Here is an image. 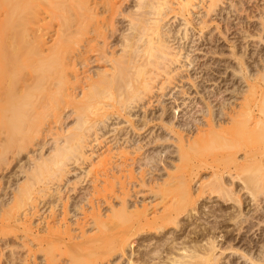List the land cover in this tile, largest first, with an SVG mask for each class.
Wrapping results in <instances>:
<instances>
[{"label": "bare ground", "instance_id": "bare-ground-1", "mask_svg": "<svg viewBox=\"0 0 264 264\" xmlns=\"http://www.w3.org/2000/svg\"><path fill=\"white\" fill-rule=\"evenodd\" d=\"M224 2L139 0L138 10L125 16L130 18L129 32L120 38L115 20L117 15L123 14L120 12L121 0H0V7L7 4L3 9L5 16H12L10 21L6 18L11 23L8 27L13 29L8 32L12 44L11 47H8L10 41L6 46L2 44L7 47L4 51L9 48L12 55V48L16 56H21L24 48L23 57L17 58L16 62L28 73L24 78L21 76L22 82L20 78L17 83L18 76L14 79L13 71H8L13 59H9L8 68L3 66L4 71L14 74L11 82L16 83H12V89H5L6 84L0 87L4 88L0 90V135L4 140L0 162L8 160L10 163L15 154H9L14 140L23 142L29 139L33 142L46 131L56 140L55 151L47 157L33 158L38 161L30 168L24 184L14 191L9 203L0 205V235L12 232L13 237L22 240L18 245L27 249V254L22 256L23 253L11 247L12 252L7 256L3 246L12 245V238L10 233L3 234L4 237L0 238L4 244H0L3 247L0 249V264L6 256V264H17V259L25 264H264L262 51L257 53L258 61H252L254 65L244 59L245 52L240 57L236 56L239 57V66L232 71L237 77L230 98L222 97L217 107L214 102L206 103L207 108L200 110L201 115L190 121H179L178 124L174 121L176 116L168 120L171 128H176L173 131L178 137L177 134H173V138L164 137L163 141L174 139L175 142L165 146V151L158 150L147 158L150 162H157L156 167L160 162L164 163L163 174L161 168H156L153 171L161 173L155 175L151 171L148 180L143 177L141 181H122L117 176L122 169L121 163L98 155V161H91L92 167H106L113 163L108 167L111 170L105 168V175L92 180V189L85 187L81 200L76 205L73 203V209L68 210V205L72 204L65 203L70 198L66 196L60 203L64 206V215L60 219L56 214L50 218L44 215L45 211L39 213L42 210L39 208L43 201L41 198L47 195L49 177L53 176L60 182L69 171L66 158L72 154L75 161L82 157L92 160L95 148H89L106 134L100 135L99 124H105L106 118L119 119L124 112L133 115L131 111L138 106L137 103L147 97L154 100L156 91L168 88L177 78L176 74L189 69L188 65L194 60L185 52L189 60L183 63L184 47L183 43L175 46L177 37L179 40L190 39L191 29L203 37L211 25H215L217 32L225 33L216 20ZM246 2L250 5L248 13V8H240L239 11L236 7L233 11L238 10L241 14L245 11L248 18L259 23L255 22L260 25L256 36L264 43V0ZM230 3L232 7L236 5L233 0ZM177 21L181 25L177 33H181L175 37L173 24ZM7 22L1 24L7 26L10 24ZM233 27L228 23L224 29L229 32ZM253 35L249 33L246 37ZM118 40L123 48L121 54L113 48ZM2 49L3 56L5 52ZM95 64L103 69H93ZM3 70L1 68L0 74ZM11 77L13 75L8 78ZM158 95L160 99L161 95ZM73 104L79 115L74 132L60 130L58 123L63 119L60 110ZM161 116L164 117L163 114ZM49 117L55 119L57 125L51 124L44 129ZM124 118L127 123L132 122L128 117ZM114 124L120 123L116 121ZM118 128L114 127L112 131ZM203 134L205 139L200 137ZM201 139L216 145L218 154L209 165L211 179L197 181L199 187L195 189L193 182L202 172L203 161L192 160L189 167L181 163L187 158L186 152L198 149L197 142ZM84 173L87 174L88 170L85 169ZM71 182L74 184L71 189L78 190V184L85 182V178L80 176ZM205 194H209L208 198L211 195L218 197L220 204L200 202ZM71 213L73 216H69ZM81 215L82 221L79 220ZM185 215L190 221H183L184 224L182 219ZM69 217L75 218L71 221ZM227 224H232V227ZM20 234L23 235L20 237ZM248 234L255 236L248 239ZM73 246H76L75 250L81 246L90 249L83 254L80 249L76 251L81 255H74L72 250V255Z\"/></svg>", "mask_w": 264, "mask_h": 264}, {"label": "rangeland", "instance_id": "rangeland-1", "mask_svg": "<svg viewBox=\"0 0 264 264\" xmlns=\"http://www.w3.org/2000/svg\"><path fill=\"white\" fill-rule=\"evenodd\" d=\"M8 1L6 0V2H8ZM127 1L121 0L122 6L120 9H122V10H120V12L122 11L123 14L120 13L119 15H117L116 20H115L116 26H118L117 27L118 28L117 34L121 33L119 35V37L121 36L120 38H122L123 33L129 32L128 28L130 25V23H129L130 18H127L128 14L130 12L132 13V11L135 12V10H138V8H136L138 6H136V5L139 2V0H129L128 2ZM224 1L225 2L220 5L221 6L219 8L220 12L218 11L219 14L217 15V17L216 16L215 17L217 18L216 20H218V22L221 25L220 29L223 28L222 31H223V33L224 32L225 33L221 34L220 32H217L218 29L214 28L215 25H211L212 27L210 26L209 29L207 28L208 30L207 29L205 30L203 37L199 36V34L192 29L191 30L193 32L190 30V32L192 33V34L190 33V36L192 35V37H190V39H187V40L186 39L185 40L180 39L179 40L177 37L175 39V42H176L175 46H178L179 44L183 43L182 45L184 47L183 55H182L183 63H185L186 61L189 60L187 57H185V52H186V55L190 54V57L194 60L192 64L188 65V67H189V69L187 70L188 72L185 69H184L185 71H183V69H182L180 73L176 74L175 77H177V78H174L172 83L167 86L168 88H165L166 91H165V89H163L164 92L162 90L161 91L159 90V91H156L154 93V100H153V98L151 99V98L147 97L146 99L137 103L138 106L135 107L134 109H132V111H131V113L133 115H127L124 112L125 116L123 115L119 119L118 118H112V119L106 118L107 121H105L106 122L105 124H103V123H101L102 125L99 124L100 126H97V127L99 128L100 135L104 134V133H106V134L101 138V140L98 141V143H96L94 146L89 148L91 150L95 148V154H93L92 160L91 159L89 160L85 157L84 158L82 157L81 159L75 161L72 154L69 155L70 158L69 157L66 158V162L69 163L68 167H70L69 171L67 172L66 177L60 182H59V180H55L53 178V176L49 177V179L50 180L52 179V180L51 181L49 179L47 180V182H49L48 185L50 186V188L47 185V188H46V194L47 195L44 196L43 198H41V200H43V201H41V205L39 207L40 209H42L39 212L40 214L44 213L43 211H45L44 215L46 217H50V218H52L51 216H53L54 214L58 215V218L60 216L64 215V213H63L64 206L62 204L60 205V203H63V200H65L67 197H70V198H68L69 202L65 201V203L72 204V205L67 204L69 206L68 210L74 208V206L76 205L75 203L81 200L80 195H82V193L86 190L85 187H87V188L89 187V189H92V184H93V183H91L92 180H94L97 176L102 177L103 175H105V173H106L105 168H108L110 166L112 167V165H113V163L112 164L110 163L111 165H108L106 167L105 166H96L95 168L92 167L91 161H93V163H94V161H98V159H99V158H97L98 155H100V157L106 156L108 159L110 157L113 162L121 163L122 169L120 171H118L117 176L121 177L122 181L123 180H127V181L129 180L130 181V179H133L135 181H141V179H143V177H145L144 178V180H145L148 177H150L151 171H153L156 168H161L160 171L162 172L163 167H164L163 166L164 163L160 162L159 164H157V167H156L157 162H150L147 160V158L155 155L158 150L164 149V151H165V146H171L175 142L174 139L171 141L170 140H166V141L164 140L163 141V139H165L164 137H168V136L170 137L171 136L173 138L172 135L175 134L173 129H176V128H171V125L169 124L170 122L168 123V120L170 119V121H171L172 118H174L176 116L174 121L175 122L178 121L177 122L178 124H179V121L181 123H184L186 120L190 121L194 116H200L201 115L202 112L200 110L204 107L207 108L208 104H206V103H213L214 102L213 105H215L217 107V105H219L221 102L220 100H222L223 98H228L229 96L232 95L233 92L231 90H233V87H234V86L232 87V85L236 81V77H237L236 75H234V73L232 71H234V68L236 69L239 66L238 65V58L245 52V54L247 55L248 58L245 57L246 56L245 54H243L244 59L247 62L249 61L248 64L250 63L251 65H254L255 62H252V61L253 60L258 61V58H259L257 53H260L261 51L264 52V43H262L259 40V38L256 36L258 33V27H260V25H257L259 23L257 21H253V18H250V17L248 18V16H247V13L250 11V5H249V3L246 2L247 0H233V2L236 4V5L234 4L235 6H233V7L230 5L231 0L230 1L224 0ZM240 3H241V5H238ZM6 5L7 4L5 3L4 6H1L2 8L0 7V19L1 20L3 19L2 21H0V26L2 25L1 23H3L4 21L5 22L3 23V25H5L7 20L9 19V21H10V19L12 17L11 15L5 16L6 12H3V9H4V7H6ZM236 7L239 8V11H241L240 8L241 9L242 8H244V9L248 8V10H246L247 13L245 11L243 13V11H242V14H241V12H239L238 10L233 11V8L235 10ZM1 11H2L3 15L1 14ZM238 14H240V15H238ZM125 16H127V17L125 18ZM7 17H8V19H6ZM4 18H5V20H4ZM228 19H230L231 21H229ZM7 23H10V22H7ZM175 23L176 24H173V27H174L173 30H174V32L176 31V34H175V37H176L177 34L179 35V33H181V32L177 33V30L180 28L181 25H179L180 24L179 21H177ZM177 23H179V24H177ZM228 23H230L232 27L234 26V24L236 26V27L234 26L235 28L233 27V29H230L229 32L224 29V28H226ZM252 23L254 24V26L252 25ZM8 25H11V23L7 24V26H3L4 29L0 28L1 31L4 32V33H1V31H0V49L4 48V49H2V52H5L6 54H8V55H5V53H2V54H4L2 56L1 50H0V56H1V60H0L1 62L0 63L2 64V65L0 64V66H1L2 70L4 68L5 69L8 68L9 66H7V65L10 64L9 59H13L14 61L10 60L11 66L9 67L10 69L8 71L10 73H12V71H13V73L15 74V78H14V74H12L13 77L8 78L12 75H10V73H8L7 70H6L7 72L3 70L1 74H4V72H5V75H2L3 76V78H2L3 82H2V80H1L2 76L0 74V76H1L0 82H2V84H0L1 85L0 87H3V85L6 84L4 86V88L6 87L9 89H12V88H10L12 86V83L15 84L16 81H17V83H19L18 81L21 78V76H23V78L26 76L25 74L27 73V70L23 67H22L23 69H20L21 67L19 65H17V62H16L17 58L23 57L24 48H22L23 52L20 50L21 54H22L21 56H19V55L16 56V54L13 53L14 51L12 50V48H10L11 49L10 52L12 53V55H10V53L8 52L9 48L7 51H4L5 49H7V47H4L2 44H5V46H6V44L9 41H10V44L8 47H11V44H12L11 39H10V35H9L10 33L8 34V32H12L13 29L10 26L8 27ZM245 25H246V27H245ZM176 26H177V29H175ZM7 27L9 30L6 29ZM236 28H239V29H236ZM234 31H237V32H234ZM226 32H227V34H226ZM245 33H246V35H245ZM249 33L255 34L252 36L253 39H252V37H246L247 34H249ZM198 37H200V38H198ZM183 40L185 41V43ZM248 44H250V45H248ZM114 45L115 46H113V48L115 47L114 50L116 51V53L121 54L122 49H123L122 45H121V41L119 42V40H118L116 43H114ZM111 51H113V49ZM249 54L251 57L248 56ZM9 55H10V58H9ZM5 56H7V57H5ZM236 56H239V57H236ZM15 57H16V59H15ZM3 58L4 59L7 58L6 61H8V63L6 61L4 63ZM2 61H3V63H2ZM14 63L16 66L14 65ZM178 65L180 66V63ZM178 65H176V68ZM3 66H5V67L3 68ZM95 66H96V64L94 65V68H93L95 70H98V68H100V67H101L100 69H103L102 66H99V65H97L96 67ZM1 68H0V70H1ZM15 70H17V71H15ZM22 70H24V71H22ZM14 71L18 72V73H15ZM20 71L23 72L24 74L22 75L20 73ZM8 74H9V76H8ZM5 76L8 79L5 78V80H4ZM16 76H18L17 77L18 80L11 82V80L16 79ZM23 78H21L20 82H22ZM4 81H6V82H4ZM7 82H9L11 84H9ZM7 84H8V87H7ZM18 86H20V85H18ZM4 88H1V89H4ZM160 92H162V93H160ZM167 92H169V93H167ZM158 94L161 95L160 99H158V97H157ZM207 98L208 99L211 98L210 102ZM160 100H162L161 104H159ZM60 111H61V115L63 116V119H61V122L58 123V126L60 124V126H59L60 130L70 129L72 132H74L73 128L76 126L77 121H79V119H78L79 115L77 113V109L75 108V105L74 104L68 105V106L65 105V107L62 108ZM74 111H76V112H74ZM161 114H163L164 117L161 116ZM124 117L130 118L132 120V122L130 124H129V122L127 123L126 122L127 119ZM116 121H117V123H120V124H118V125L114 124ZM46 123L47 124H44V129L48 128V125H51V124H52V126L57 125V124H55V119H53L52 117L47 118ZM167 123L169 124V126ZM166 124H167L169 129L165 126ZM114 127H119V128L117 131H112V128H114ZM61 128H63V129H61ZM107 131L109 133H107ZM72 132H70V133H72ZM182 133L185 135V132H182ZM54 137L55 136L51 135L50 132L48 134V132L46 131L42 135H39L37 138H34L35 140H33V142L28 139V140H24L26 142H24V141L21 142V140H20L19 142H21V143H19L18 140L17 141L14 140L16 143H14V141L11 143L12 147L9 151V154H10V152H15V154L12 155V153H11L12 157L9 160L10 163L8 162V160L6 161L7 163L5 161H3L4 163L0 162V166H1L0 167L1 168L0 169V205L4 202L9 203L12 200V198L14 197V191L18 190L22 183L24 184V182L27 179V175H28L27 173L30 172L31 169L35 166V164H36L35 161H38L37 157H39V158L42 156L47 157L53 151H55L56 140L54 139ZM177 137H178V134H177ZM200 137L205 139L206 136H205V134H203V136H200ZM60 139H61V141H63L64 137L60 138ZM204 139H201L199 142H197L198 149H196L195 151H193L194 149H192V152L188 151L189 152L188 155H186L188 152L185 153V156L187 158L185 157L186 158L185 161L181 163L183 166L185 165L184 167H189L190 166L189 163H191L192 160L198 159V160L203 161L204 166L202 168H200V171H202V172L199 173L200 176L198 175L197 176L198 178H196L195 181L193 182V186L195 189L199 187V183L197 181L207 182V180L211 179L210 176L212 177V175H211L212 169H211V167H209V165L212 162L213 158L218 154V151L216 149L217 146L211 144V142H209L208 140H204ZM29 141H30V143H29ZM3 142H4L3 137L0 135V153H1V148H2L1 144ZM23 144L26 146H24ZM162 144H163V146H162ZM176 145H178V143ZM17 152H18V154H17ZM90 152H88V154ZM33 158H37V159L34 161ZM206 162H209V163L206 164ZM96 165H97V163H96ZM85 169L88 170L87 174L84 173ZM109 169L110 168H108V170ZM169 169H167V170L171 171L170 167H169ZM160 171L155 170V171H153V173L155 175H159L161 173ZM77 174L79 175L78 177L83 176V179L85 178V182H82V184L81 183L78 184V190H72L71 188L74 187V184L71 181H74L75 179L78 178ZM161 174H163V172ZM69 181H70V183H69ZM87 182H88V184H87ZM69 189H71V191ZM62 190L64 191V193ZM73 191H75V192H73ZM60 195L62 197L61 200H60ZM205 195H206V197L203 195L204 197H202L200 199V202L203 201L207 204H212V203L213 204L218 203V205L220 204L219 203L220 200L218 199V197L211 195L210 196L211 198H208L209 194H205ZM207 195H208V197H207ZM212 198L213 199L215 198V200H213ZM216 199H217V201H216ZM86 207H88V205H86ZM72 213L69 216H73ZM82 217H83V215H81V217L79 218L80 221H82V219H83ZM70 218L71 217H69L68 219H70ZM74 218L70 219V220L72 221V220H74ZM183 218L184 219H182V222L184 221L186 223V222L190 221L189 217L186 215ZM70 220L68 222H71ZM201 221H203V220H201ZM227 225H228V227H232L231 226L232 224H227ZM0 233H1V231H0ZM7 233L8 234H6V233H3V234L5 236L11 234L10 238H12V239H10V243L12 245H10V246L8 245L7 246L8 248H7V247L3 246L4 244L2 245L0 242V244L5 248L4 249V251L6 252L5 254H7V256H8L9 254H11L12 250H15V251L20 252L21 254L23 253L22 256H25L27 254V249H25V248L23 249V247L19 246L20 243L22 242V240L19 238L13 237L14 234L12 232H7ZM3 234L0 235V238L4 237ZM22 235L23 234H20L19 236L21 237ZM162 235H160V237ZM254 236H255V234L252 236H249V234H248L247 238L249 239V237L252 238ZM2 246L0 247V249L3 248ZM11 247H12V250H11ZM13 247H16V248H13ZM75 247L73 249H71V251H70V253H72V255H73V252L75 253L74 255H81V253L76 254V251L79 252V249H80V252H82V254H83V252L84 253L87 252L86 251L87 249H90L88 246H87L88 248L86 246H83V248H82V246H81V248L79 247V249L77 248V250H75ZM84 247H86L85 250H84ZM81 249H83L84 251ZM72 250H74V251L72 252ZM38 256L40 257L39 254H38ZM6 257H4V259L2 260L3 264H6L5 263L7 261ZM66 257H68V256H66ZM17 260H18V261H16L17 264H21V263L25 264V262L23 260H20V259H17Z\"/></svg>", "mask_w": 264, "mask_h": 264}]
</instances>
